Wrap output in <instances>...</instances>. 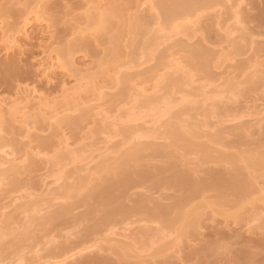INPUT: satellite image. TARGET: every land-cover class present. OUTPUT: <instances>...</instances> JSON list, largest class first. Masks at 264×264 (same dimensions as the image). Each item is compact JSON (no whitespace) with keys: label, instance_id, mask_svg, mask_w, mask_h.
<instances>
[{"label":"rangeland","instance_id":"rangeland-1","mask_svg":"<svg viewBox=\"0 0 264 264\" xmlns=\"http://www.w3.org/2000/svg\"><path fill=\"white\" fill-rule=\"evenodd\" d=\"M144 1L150 4H143ZM158 1L0 0V99L8 102L6 107H12L9 101L15 98L16 91L30 87L38 88L39 94L44 95L42 105L38 104L36 97L32 102L28 101V110L23 108L26 112L21 109L27 115L26 118L21 115L26 122L19 118L22 112H18L17 108L6 110L5 107L4 112L0 111V116H3L0 117V141L5 143L6 149L17 153L21 162L19 170L6 167L3 169L8 172L0 171V264H58L56 262L72 254L76 255L69 264H264V58H259V63L262 62L260 65L254 59L258 47L264 46V9L259 10L264 8V0H227L220 8L194 10L188 15L192 16L189 21L184 18L186 16L171 19ZM239 1L242 16H246L245 11L252 15L260 13L258 16L263 17L258 20L263 22H236L235 7L232 5ZM140 3L143 6H139ZM194 13H198V17ZM102 14L106 20L101 24L99 17ZM26 19L34 23L31 24L30 20V24H26ZM244 19L247 20L246 17ZM94 21L98 26L104 24V29ZM255 23H258L256 27ZM25 24L28 25V38L23 35ZM173 26H178L174 27L178 30L176 33ZM171 32L174 35L171 36ZM16 37L22 39V45L12 51L7 50L6 46ZM182 41L212 50L215 60L211 62V85L202 86L201 89L200 84H205L208 78L205 73L196 70L195 82L188 78L191 84L186 81L189 84L182 86L181 83V88L173 83L174 87H169L173 86L167 81L169 77L178 79V72L183 74L171 68V74L168 72V76L165 75L159 84L165 89L159 86L161 89L153 90L150 86L154 85L156 79H148V83L146 78H151L163 62L172 58L169 54L181 50ZM4 46L9 53L3 49ZM173 48L178 51L175 52ZM181 53L176 56L183 55L182 59L190 64L189 54ZM61 59L63 63L67 62L66 67L58 61ZM50 60L60 68L54 66V73L43 71ZM69 60L72 68H67ZM240 61L246 62L245 66L253 61L254 65L258 64L255 69L252 66L246 72L241 69L242 73L235 66ZM104 68L110 72L117 69L113 72L114 76L119 73L121 78L123 76L122 80L127 76V79L133 78L131 80L138 82L133 84L128 80L125 84L121 80L120 85L119 81H114L116 76L113 78L112 72L107 77L108 71H104ZM185 68L189 70L190 67ZM74 69L76 72L72 71ZM129 73L132 74L131 78ZM191 73L195 74V70ZM84 74L89 80L94 77V80L100 81L102 87L106 84L108 89L100 86L96 90L94 87L99 83L95 81V85L92 79L84 82L86 85L83 87L75 85L79 76L81 79ZM141 81L150 88L149 94L152 96L144 93H147L149 100L157 98H154L153 92L155 96H167L162 99L166 101L165 105L160 99L162 97L158 98L161 101L152 102L151 105H164L156 104L161 110H157V114L154 113L157 107L151 110L149 106L148 110L141 106L143 100L139 99H146V96L137 89L134 95L139 98L132 102L137 105H134L138 108H135L136 111L132 103L129 104L133 110L126 108L129 105H125L127 101L123 102L124 93L133 94L135 90L128 87L130 83L141 84L138 87L142 90L145 86ZM79 87L83 92L79 93L82 94L79 95L81 100L74 98L76 102H72L80 107H74L76 112L64 108L68 110L64 113L70 114L69 119L72 118L70 121L65 119L68 123L62 122L66 117L60 111L67 105L62 104V99L66 98L62 96L64 93L72 94V89ZM97 91L105 94L101 99L95 98L103 110L115 113L122 107L119 112L126 111L123 113L124 119H120L122 116L119 112L120 117L116 118L119 120L112 121L111 118L96 124L98 116L95 121L90 119L93 118L90 113L99 110L98 104L84 101L95 97L97 94L94 96L93 93ZM112 96L117 98L118 103L114 102ZM106 97L112 98L109 99L112 101L107 102L108 99H103ZM60 100L62 103H59ZM39 105L40 110L46 105L48 110L43 111L49 113L40 115L43 111H38ZM53 107L54 110L56 107L61 109L57 110L61 115L57 117L61 121L51 117ZM141 111L146 113V117ZM126 113L129 115L125 117ZM134 113L138 115L137 118L143 117L135 120ZM130 115H134L133 118ZM28 116L30 118L27 120ZM142 120L146 123H142ZM148 120L151 122L147 124ZM115 121L118 123L113 124ZM153 121L159 125L153 124L152 128ZM122 122L123 125H119ZM60 125L62 132L70 137V143L75 142L70 147L82 149H78L79 152L74 149L76 158L73 160L69 147L57 150L64 154L60 157L52 154L56 148L51 147L57 144H51L59 142H55L59 138L55 135L58 131L62 134ZM125 126L130 127L122 130L127 134L123 136L120 127L123 129ZM136 128L147 131L141 130L140 133L134 130ZM136 131L145 134L146 138H138ZM198 146L205 152L202 153ZM134 148H138L137 154ZM64 149L68 151L65 150L68 156ZM97 151H101L99 156ZM91 152L94 157L90 155ZM107 155L109 158H106ZM56 156L60 159L63 156L71 157L72 161L64 157L61 159L64 162H61ZM84 160L92 161L84 165L81 172L77 168L82 167ZM75 161V164L71 163ZM113 161L116 162L115 166ZM96 164L106 167H97ZM90 172H95L92 174L94 177ZM76 180L80 183L74 186ZM47 185L49 190L39 195ZM31 192H37L40 197ZM24 194L26 197L22 198ZM36 196L35 201L32 197ZM8 204L9 207H2ZM28 204L31 209H28Z\"/></svg>","mask_w":264,"mask_h":264},{"label":"bare ground","instance_id":"bare-ground-1","mask_svg":"<svg viewBox=\"0 0 264 264\" xmlns=\"http://www.w3.org/2000/svg\"><path fill=\"white\" fill-rule=\"evenodd\" d=\"M225 1L227 2V0H159V1H158V4H159V2L161 3V6H160V7H163V8H164V9L162 8L163 11L165 10V12H167L166 14H168V15L170 16L171 19H174V20H175V18L180 19L182 16H186V17H184V18H186V19L188 20V19H190V17H192V16H188V15L192 14L194 10H195V12H197L196 10L199 11V8H201V11H202V9H205V7H206V10H207L208 7H209V9H210V7H211V8H214V7H218V8H220L219 6H221V5L224 6L223 4L226 3ZM228 1H230V0H228ZM236 1H237V0H236ZM242 1H243V0H242ZM239 2H240V1H239ZM146 3L150 4L148 1H146V2L144 1V2H143V4H146ZM143 4L140 3L139 6H143ZM97 5H98V4H97ZM99 5H100V4H99ZM227 5H228V4H227ZM247 5H249V4H247ZM225 6H226V5H225ZM232 6L235 7V10H234V18H235L236 22H244V21H247L248 23H250V22H251V23H254V22H260V19H261V18L263 17V15H264V13H263L264 11L262 10V9H264V8H261V9H259V10L263 11V12H262L263 15L260 16L261 18L258 16L260 13L257 14V15H256V14H255V15H254V14L252 15V14L246 12V11H245L246 16H244V15L242 16L243 11H242V9L240 8V7H241V2H240V3H234ZM97 7H98V6H97ZM227 7H228V6H227ZM222 8H223V7H222ZM229 8H231V7L229 6ZM251 8H253V7H251ZM253 9H255V8H253ZM259 10H258V11H259ZM101 11H102V10H101ZM103 11H105V10H103ZM261 11H260V12H261ZM106 12H107V11H105V13H106ZM110 12H111V11H110ZM191 12H192V13H191ZM30 13H31V12H30ZM92 13H93V12H92ZM92 13H91V14H92ZM28 14H29V13H27V15H28ZM36 14H37V13H36ZM36 14H35V16H36ZM107 14H110V15H111V13H109V12H108ZM113 14H114V13H113ZM166 14H165V15H166ZM197 14H198V13H197ZM197 14L194 13V15H197ZM103 15H104V14H102V15L99 17V21H100L101 24L104 22V19L106 20V18H105ZM168 15H167V17H168ZM218 15H219V14H218ZM28 16H29V15H28ZM92 16H93V15H92ZM107 16H109V15H107ZM179 17H180V18H179ZM188 17H189V18H188ZM197 17H198V15H197ZM232 17H233V16H232ZM243 17H244V18L246 17L247 20L244 19ZM25 18H27V17H25ZM34 18H36V17H34ZM37 18H38V17H37ZM93 18H94V16H93ZM107 18H108V17H107ZM110 18H112V17H110ZM182 18H183V17H182ZM258 18H260V19L258 20ZM191 19H192V18H191ZM191 19H190V20H191ZM262 19H264V17H263ZM26 20H27V19H26ZM30 20H31V19H30ZM30 20H29V21H30ZM34 20H35V19H34ZM181 20H182V19H181ZM187 20H186V23H187ZM27 21H28V20H27ZM29 21L26 22V24H27V23H28V24H30V23H31V24L34 23V21L32 22V20L30 21V23H29ZM168 21H171V20L169 19ZM188 21H189V20H188ZM194 21H195V19H194ZM194 21H193V23H194ZM94 22H95V24H97V26L99 25L98 23H96V21H94ZM172 22H173V21H172ZM174 22H175V21H174ZM182 22H183V21H182ZM184 22H185V21H184ZM247 22H245V23L247 24ZM262 22H263V21H262ZM262 22H260V23H262ZM24 23H25V22H24ZM188 23H190V22H188ZM191 23H192V22H191ZM193 23H192V25H193ZM195 23H196V22H195ZM260 23H259V26H260ZM26 24L23 26L24 29L22 28V29H23V35H25V36H26L27 33H28V30H27V28H26L28 25H26ZM174 24H175V23H174ZM178 24H179V23H178ZM103 25H104V24H103ZM103 25H102V26H98V27H99V28H101V27L103 28ZM172 25H173V23H172ZM180 25H181V23H180ZM180 25H179V26H180ZM182 25H183V24H182ZM182 25H181V26H182ZM189 25H190V24H189ZM255 25L257 26L258 23H257V24L255 23L254 26H255ZM261 25H262V24H261ZM263 25H264V24H263ZM105 26H107V25H105ZM105 26H104V27H105ZM108 26H110V25H108ZM190 26H191V25H190ZM256 26H255V27H256ZM259 26H258V28H259ZM3 27H4V26H3ZM32 27H33V26H32ZM32 27H31V28H32ZM174 27H175V26H173V28H174ZM176 27H178V26H176ZM176 27H175V28H176ZM1 28H2V27H1ZM102 28H101V29H102ZM175 28H174V29H175ZM182 28H183V26H182ZM188 28H189V27H188ZM101 29H99V30H101ZM103 29H104V28H103ZM179 29H180V28H179ZM183 29H184V28H183ZM186 29H187V28H186ZM243 29H246V28L243 27ZM99 30H98V31H99ZM3 31H4V30H3ZM176 31H178V30L175 29V33H176ZM96 32H97V31H96ZM173 32H174V30H173ZM173 32H171V33H172L171 36L174 35ZM179 34H181V33H179ZM182 34H183V36H184V33H183V32H182ZM182 34H181V35H182ZM257 34H258V33H257ZM260 34H263V32H260ZM29 35H30V34H29ZM165 35L168 36V33H165ZM176 35H177V34H176ZM187 35H188L187 37H189V34H187ZM258 35H259V34H258ZM263 35H264V34H263ZM166 36H165V37H166ZM190 36H191V35H190ZM192 36H193V35H192ZM192 36H191V37H192ZM19 38H20V36H19ZM19 38L16 37V38L13 39L9 44L6 42V43L8 44V45L6 46V49H7V50H10V49H11L10 51H12V49H15V47L21 46V45H22V43H21L22 39H19ZM27 38H28V35H27ZM160 38H161V35H160ZM162 38H163V37H162ZM166 38H168V37H166ZM176 38H177V37H176ZM185 38H186V37H185ZM192 38H194V37H192ZM27 40H28V39H27ZM162 40H163V39H162ZM167 40H168V39H167ZM187 40H189V39H187ZM250 41H251V40H250ZM163 42H164V41H163ZM182 42H183V41H182ZM195 42H196V41H195ZM251 42H252V44H255V43H256V42L254 43L253 41H251ZM261 42H262V41H261ZM26 43H27V41H26ZM190 43H191V42H189V43H188V42H183V43L180 44V48H181V50L189 54V58H188V60H189L190 64H188L186 61H184V59H182L183 55H182V56H179V55L176 56V54H180V53L182 52L181 50H180L181 52L177 50L178 53H175V54H174L173 51H172L173 54H169V55H171L172 58H171L170 60H168L167 62H163L164 64H161L162 67H159V70L161 69V70H160L161 72H159L158 69L155 70V71H156V72L158 71L159 73L153 72V70H154V69H153L152 72L155 73V74H154L155 77H154V75H153V76L150 75L151 78L148 77V76H149V73H148V76H147L148 78H146V79H147L146 81H147L148 83L150 82V81H148V79H150V80H151V79H152V80L156 79V80H154V81H155L154 85H153V83H151L153 86H150V85H149L150 87H152L153 90L159 88V86L161 85L160 83H162V79H165V77H166L165 75L168 76L167 73H168V72H169V73L171 72V70H170L171 68H173L175 72L181 71V73H183V74H180V72H178V75L176 74L178 77H180V78L177 77L178 79H176V78H174V77H169L168 80H167V78H166V80H167L169 83L171 82L169 85H173V84H174V85H177V84H179V85H180V88H181L182 86H184L183 84H185V83H186V85H188L189 83L191 84V81H192V82H195L196 79H197V77H196V74H197V73H196V70L205 73V76L208 78V79L205 81V84H204V83H203V84H202V83L200 84V85H201V86H200L201 89H202L203 87H205V86H208L210 83H212V79H213V78H211V76H210L211 71H212V70H211V62H212L213 60H215V59H214V56H213L214 54H212V52H211L212 50H211V49L209 50V49H207L206 47L201 46V45H199V46H192L193 43H192L191 45H190ZM199 43H200V42H199ZM202 43H203V42H202ZM258 43H259V42H258ZM23 44H24V43H23ZM206 44H207V43H206ZM168 45H169V43H168ZM255 45H256V44H255ZM260 45H263V43H262V44L260 43ZM170 46H171V45H170ZM257 46H258V44H257ZM21 48H22V47H21ZM3 49H5V46H4ZM6 49H5V50H6ZM23 49H24V48H23ZM7 50H6V52H7ZM172 50L175 51L174 48H173ZM177 51H175V52H177ZM258 52H259V54H258ZM7 53H9V52H7ZM220 53H221V55H222V52H220ZM256 53H257V55H256V57H255L254 59H256V61L259 63V60H260L261 58H264V46H263V47H260V46H259L258 49H257V52H256ZM181 54H182V53H181ZM218 54H219V52H218ZM218 54H217V55H218ZM50 56H51V55H50ZM53 57H54V56H53ZM61 57H62V56H61ZM167 57H168V56H167ZM217 57H218V56H217ZM220 57H221V56H220ZM232 57H233V56H232ZM54 58H55V57H54ZM67 58H68V57H67ZM183 58H184V57H183ZM218 58H219V57H218ZM230 58H231V57H230ZM259 58H260V59H259ZM59 59H60V58H59ZM70 59H72V58H70ZM251 59H252V58H251ZM56 60H57V59H56ZM66 60L68 61V59H66ZM247 60H248V59H247ZM252 60H253V59H252ZM58 61H59V62L61 61V63L63 64L62 66H65V67H66V64H65L66 61H65L64 63L62 62V59H61V60H58ZM70 61H71V60H69L68 63L71 64ZM164 61H165V60H164ZM220 61H221V63H222V60H220ZM254 61H255V60H254ZM254 61H253V63L248 62V63H247L248 66H247V65H246V66L244 65V63L246 64V62H241V61H240L239 65L237 66L238 61H235V62H237V64L235 65V66H236V70L238 69V70L242 71V73H243V70H245V72H246V70L249 69V68H252V66H254L253 69H255V65L258 64V63H256V64L254 65V63L256 62V61H255V62H254ZM263 61H264V60H263ZM213 62H214V61H213ZM216 62H219V61L216 60ZM216 62H215V63H216ZM251 62H252V61H251ZM66 63H67V62H66ZM72 63H74V61H73ZM116 63H119V62H116ZM184 63H186V64H184ZM241 63H243V65H242ZM260 63H262V62H260ZM260 63H259L258 65H260ZM70 64L67 65V66H68L67 68H70V67L72 66V64H71V65H70ZM103 64H104V63H103ZM119 64H122V63H119ZM249 64H250V66H249ZM262 64H264V63H262ZM45 65H46V64H45ZM73 65H74V64H73ZM75 65H76V64H75ZM124 65H125V64H124ZM216 65H217V64H216ZM218 65H219V67H220V64H219V63H218ZM218 65H217V68H218ZM221 65H222V64H221ZM230 65H232V64H230ZM230 65H229V67H230ZM258 65H257V66H258ZM43 66H44V65H43ZM54 66H55V67H54ZM56 66H57V65L55 64V62L52 61V60H50V64H49V65L47 64L46 68H44L43 71L45 70V72H47V71H51V72H52V71H53V67L56 68V69L59 68L58 66H57V67H56ZM76 66H77V65H76ZM213 66H214V65H213ZM261 66H262V65H261ZM72 67H73V66H72ZM72 67H71V68H72ZM105 67H106V66H105ZM123 67H124V66H123ZM123 67H122V68H123ZM185 67H188V68L190 67V68H189V70H187ZM106 68L108 69L109 66H107ZM106 68H104V71H105V70L108 71ZM115 68H116V67H115ZM115 68H114V69H111V72H112V73H113L114 71L117 70V69H115ZM156 68H157V67H156ZM212 68H213V67H212ZM232 68H233V67H232ZM256 68H257V67H256ZM59 69H60V68H59ZM76 69H77V68H76ZM190 69H191L192 71L195 70V74H194V73L192 74V73H191L192 71H191ZM241 69H243V70H241ZM68 70H69V69H68ZM68 70H66V71H68ZM125 70H126V69H125ZM72 71H75V69L72 70ZM72 71H71V72H72ZM80 71H81V70H80ZM104 71H103V72H104ZM190 71H191V72H190ZM248 71H249V70H248ZM248 71H247V72H248ZM263 71H264V70H263ZM54 72H55V71H53V73H54ZM75 72H76V71H75ZM111 72H110V71L107 72V73H108L107 77H109V73H111ZM139 72H140V71H139ZM141 72H142V71H141ZM141 72H140V73H141ZM253 72H254V71H253ZM256 72H257V71H256ZM259 72H260V71H259ZM43 73H44V72H43ZM112 73H111V74H112ZM115 73H116V72H115ZM184 73H185V74H184ZM227 73H228V72H227ZM248 73H249V72H248ZM251 73H252V72H251ZM254 73H255V72H254ZM263 73H264V72H263ZM82 74H83V72H82ZM82 74H81V75H82ZM118 74H119V73H118ZM118 74H117V75H118ZM129 74H130L129 77L131 78V77H132V76H131L132 74H131V73H129ZM170 74H171V73H170ZM246 74H247V73H246ZM249 74H250V73H249ZM117 75H115V76H116V77H115V76H114V73L112 74L113 78H114V77L116 78V79H114V81H115V80L119 81V82H120V85H121V80L123 79V76H122V78H121V77H120L121 74H120V76H119V75L117 76ZM123 75H124V74H123ZM138 75L141 76V74H139V73H138ZM181 75H182V76H181ZM211 75H212V74H211ZM78 76H79V75H78ZM82 76H83V75H82ZM82 76H81L82 83L80 82L81 79H80V76H79V78L77 77V78H78V81H77V82H79V83L76 82V83H74L75 85L77 84V85H80V86L83 87V86L86 85L85 83H87L88 81H90V80L92 79V77H90V78H91L90 80H89V78H85V76H87V75H85V74H84V77H82ZM105 76H106V75H105ZM133 76H134V74H133ZM140 76H139V77H140ZM209 76H210V77H209ZM75 77H76V76H75ZM107 77H106V78H107ZM118 77H119V79H118ZM125 77H126V78H125ZM129 77H128V78H129ZM135 77H136V75H135ZM194 77H195L196 79H195ZM228 77H229V76H228ZM84 78H85V79H88V80H85ZM104 78H105V77H104ZM124 78L127 79V76H124ZM173 78L176 79V80H174ZM188 78H189L191 81L188 80ZM198 78H199V77H198ZM79 79H80V80H79ZM125 79L122 80V83H125V81H128V80H129V82H130V81H131V82L133 81V82H132L133 84L136 82L135 80H131V79H133V78H131V79H127V80H125ZM137 79H138V78H137ZM142 79H144V78H142ZM214 79H215V78H214ZM232 79H233V78H232ZM83 80H85V81H83ZM104 80H106V79H104ZM104 80H103V81H104ZM139 80H140V78H139ZM152 80H151V81H152ZM169 80H170V81H169ZM93 81H94V82L96 81V80H94V77H93V79H92L91 82H93ZM97 81H98V80H97ZM97 81H96V82H97ZM101 81H102V80H101ZM143 81H144V80H143ZM143 81H141V82H143ZM186 81H187V82L189 81V83H187ZM84 82H85V83H84ZM94 82H93V83H94ZM96 82H95V85H96ZM106 82H107V81H106ZM106 82H105V83H106ZM137 82H138V80H137ZM137 82H136V84H137ZM147 82H146V83H147ZM80 83H81V84H80ZM93 83H92V84H93ZM98 83H99V86H97V87H94V86H93L96 90L99 89L100 86L102 87L100 81H98ZM126 83H127V82H126ZM126 83H125V84H126ZM132 83H130L131 85L128 86V87L134 88L135 90H134L133 94H127V93H124V94H125V95H124V96H125V97H124L125 100L123 99V100H124L123 102L127 101V102H125V105H128L129 103H132V102L135 103V101L139 98V97L137 98V96L134 95L136 89L139 91V93H140L141 95H145V96H146L147 93H146V94H144V93H145V92H148V96H152V95H150L151 93L149 94V90H150V88H149L147 85H144V82H143V86H145V87H144L142 90H140L139 87H138V86H140L141 84L137 86L136 84H135V85H132ZM148 83H147V84H148ZM172 83H173V84H172ZM181 83H182V86H181ZM213 83H214V81H213ZM82 84H84V85H82ZM125 84H123V86H126ZM159 84H160V85H159ZM193 84H194V83H193ZM104 85H105V87H102L103 89L106 88V86H107L106 84H104ZM174 85H173V86H169V87H174ZM210 85H211V84H210ZM210 85H209V86H210ZM132 86H133V87H132ZM136 86H137V87H136ZM141 86H142V85H141ZM146 86H147V87H146ZM189 86H190V85H189ZM197 86H198V85H197ZM202 86H203V87H202ZM72 87H73V86H72ZM72 87H71V88H72ZM87 87H88V85H87ZM107 87H108V86H107ZM160 87H161V88H164V87H162V86H160ZM176 87H177V86H176ZM186 87H187V86H186ZM229 87H230V86H229ZM140 88H142V87H140ZM161 88H159V89H161ZM178 88H179V87H178ZM29 89H31V87H30ZM29 89L16 91L17 94H16L15 98L10 99V101H9V102H10V106H12V107H6V105H7L8 102H7L5 99H2V98H1V99H0V111L3 110V112H4V108L6 107V108H5L6 110H7V109H10V108H12V109H13V108H17L16 110H18V112H22V111L25 110L27 107L30 108V107H29V103L32 102V99H33V98H36V97L38 98V104L40 103V104L42 105L43 102H44V101H43V99H44L43 96H44V95H43V94H39V92H38L39 89H38V88H35V87H34V88L31 89V90H29ZM106 89H108V88H106ZM106 89H105V90H106ZM164 89H165V88H164ZM74 90H75V89L73 88V89H72L73 92H71L72 94H70V93H64V94H63L62 98L66 96V98L62 99V100H63V103H62V100L59 101V103L67 104V105H64V106H66V107H63V111H60V112H62L61 114H65L64 112H65V111H68V110H69V112H73V111L76 112L75 108L78 109V108L80 107V106H78L77 103H74V102H76V100H73V99H74V98H78V99H80V96H81L82 94H79V93H83V92L81 91L82 88L79 87V88L76 89L75 91H74ZM157 90H158V89H157ZM184 90H185V89H184ZM228 90H232V89L229 88ZM106 91H107V90H106ZM108 91H109V90H108ZM111 91H112V90H111ZM140 91H141V92H140ZM161 92H162V90L159 91V93H161ZM95 93H96L97 95L100 94V93H98V91H97V92H94V93H93L94 96H95ZM105 93H106V92H105ZM159 93H158V94H159ZM66 94H69V96L72 98V100L70 99V97H67L68 95H66ZM103 94H104V92L102 93V95L100 94L99 96L96 95L95 97H90L91 99H89L88 102L84 101L85 103H89V102L94 101V102H96V105L98 104L97 107L99 108V110H97V111L94 112L95 115H94L93 113H90V115L93 116V118H90V119H93V120L95 121V120L98 119V117H99L98 122H96V124H97V123L102 122V121H107L108 119H111V118H112V121H114L113 119H115V120H119V119H116V118H119V117H120L119 113H121V116H122V117H120V119L123 118V113H125L126 111H125V112H124V111L119 112V111L121 110L122 107H121L120 109H117V111H118L119 113H118V112L113 113L112 111H111V112H109V111L106 112V111H104L103 108L101 107L102 105H100L99 103H97V100H96L95 98H99V99H101L100 97H102V96L105 95V94H104V95H103ZM109 94H110V93H109ZM111 94H112V93H111ZM60 95H61V94H60ZM79 95H80V96H79ZM153 95H154V98H155V97H157V98H155V99H153V100H149V98L146 96V99H141V98H140L141 100L139 99V101H142V100H143V101H142L143 103L141 102V106H143V107L145 106V107H147V108L150 106L149 108H152L151 110H153L155 107H157V108H155V111H154V113L157 114V110H158V112L161 111L160 109H158V106H159V105H163L164 102H165V104H166V101L163 102L162 99H163V98H167V96H166V97H164V96L162 97V96H160V95L155 96V95H156L155 92H153ZM161 95H164V93H162ZM165 95H166V94H165ZM167 95H168V94H167ZM89 96H90V95H89ZM110 96H111V95H110ZM128 96H129V97H128ZM45 97H47V96H45ZM54 97H55V96H54ZM126 97H128V100H126ZM160 97H162V98H160ZM59 98H60V96H59ZM93 98H94V99H93ZM112 98H115V96H112ZM112 98H107V97H106V98H103V99H108L107 102H109V101H112V100H109V99H112ZM147 98H148V99H147ZM152 98H153V97H151L150 99H152ZM158 98H160V99L162 100L163 104H160V103H158V104H157V103H153V105H151L153 101H154V102H155V101L157 102L158 100H160V99H158ZM47 99H49V98H47ZM67 99H69V100H67ZM78 99H77V100H78ZM82 99H83V97H82ZM29 100H30V102L28 103ZM54 100H55V99H54ZM80 100H81V99H80ZM95 100H96V101H95ZM113 100H114V102H115V101L117 100V98H115V99H113ZM161 100H160V101H161ZM11 101H12V102H11ZM24 101H25V103H23ZM49 101H50V100H49ZM55 101H56V100H55ZM55 101H54V104H57V103H55ZM66 101H67V103H66ZM68 101H70L72 104H71L70 102L68 103ZM72 101H74V102H72ZM139 101H137V102H138V105H140V102H139ZM168 101H169V100H168ZM168 101H167V102H168ZM116 102L118 103V101H116ZM162 102H161V103H162ZM21 103H23V104L26 105V106L21 105V107H19ZM126 103H127V104H126ZM132 104H133V103H132ZM142 104H143V105H142ZM156 104H157L158 106H157ZM165 104H164V105H165ZM185 104H186V103H185ZM27 105H28V106H27ZM41 105H39V109H38V111H43L44 109L48 110L47 107H45L46 105H43L44 108L42 107L43 109L41 108V110H40ZM60 105H61V104H60ZM60 105H59V106H60ZM70 105H73V106H70ZM99 105H100V106H99ZM125 105H124V106H125ZM134 105H136V104H133V105H132L133 108L135 109L137 105H136L135 107H134ZM154 105H155V106H154ZM164 105H163V106H164ZM56 106H57V105H56ZM69 106H70V107H73V108H74L75 106H78V108L75 107V108L72 110V108H70ZM93 106H95V105H93ZM116 106H117V105H116ZM132 106H130V104H129L128 107H126V108L130 109V108H132ZM153 106H154V107H153ZM163 106H161V108H163ZM172 106H173V105H172ZM18 107H19V108H18ZM57 107H58V106H57ZM57 107H56V110H54V109H55L54 107L52 108L54 111L51 109V117L56 118V119H58V118L61 116L60 113L58 112V111L61 110V109H59V108L57 109ZM68 107H69V108H68ZM104 107H105V106H104ZM119 107H120V106H119ZM129 107H130V108H129ZM139 107H140V106H139ZM165 107H167V105H166ZM165 107H164V108H165ZM168 107H169V106H168ZM173 107H174V106H173ZM173 107H172V108H173ZM23 108H25V109H23ZM28 108H27V110H28ZM32 108H33V107L31 106V109H32ZM64 108H67L68 110H66V109H64ZM133 108H132L131 110H133ZM147 108H145V110H146ZM149 108H148V110H150ZM159 108H160V107H159ZM190 108H191V107H190ZM12 109H11V111L14 110V109H13V110H12ZM21 109H22V111H21ZM70 109H71V111H70ZM124 109H125V108H124ZM136 109H138V108H136ZM136 109H135V111H136ZM141 109H142V108H141ZM141 109H139V110H141ZM169 109H170V108H169ZM188 109H189V108H188ZM188 109H187V110H188ZM27 110H25V111H23V112H26ZM33 110H34V108H33ZM57 110H58V111H57ZM115 110H116V109H115ZM122 110H123V109H122ZM145 110H144V111H145ZM148 110H146L147 115H148V113H149ZM159 110H160V111H159ZM11 111H10L9 113H11ZM52 111H53L54 113H53ZM6 112H7V111H6ZM23 112H22V114H20V117H19V118H23L22 116H25V115H24L25 113H23ZM28 112H30V111H28ZM45 112H46V113H49L48 111H43V112H41L40 115H43ZM127 112H128V111H127ZM132 112H134V111H132ZM132 112H131V115H132ZM137 112H138V111H137ZM139 112H140V111H139ZM150 112H151V111H150ZM187 112H188V111H187ZM34 113H37V112L34 111ZM34 113H33V114H34ZM57 113H58V114H57ZM112 113H113V114H112ZM129 113H130V112H129ZM129 113H128V114H127V113L124 114L125 117H126V115L128 116ZM141 113H143V116H144V114H145V117H146V113H144L143 111H141ZM141 113H140V114H141ZM173 113H174V112H173ZM30 114H31V113H29L28 115L30 116ZM71 114H72V113H71ZM115 114H116V115L118 114L119 116L116 117ZM134 114H135V116H134V115H133V116L136 118L135 120H137V119L143 117V116H142V117L137 118L136 116H138V115H136V113H134ZM137 114H138V113H137ZM140 114H139V115H140ZM152 114H153V112H152ZM0 115H2L1 112H0ZM12 115H14L13 117H15V114H14V113H13ZM21 115H22V116H21ZM57 115H58L59 117H57ZM69 115H70V114H67V115L65 114V115H63V116L66 117V118H64L63 120H65V119H69ZM131 115H130V116H131ZM180 115H181V114H180ZM26 116H27V115H26ZM26 116H25V118H26ZM29 116L27 117V120H28V118H30ZM32 116H33V115H32ZM54 116H55V117H54ZM63 116H62V117H63ZM83 116H86V117H87L88 115H84V114H83ZM92 116H90V117H92ZM94 116H95V117H94ZM97 116H98V117H97ZM130 116L128 117L129 120H130L131 117L133 118V116H131V117H130ZM148 116H149V115H148ZM155 116H156V115H155ZM178 116H179V115H178ZM0 117L3 118V116H0ZM152 117H153V116H152ZM4 118H5V117H4ZM71 118H72V117H70V119H71ZM94 118H95V119H94ZM70 119H69V121H70ZM80 119H81V118H80ZM87 119H88V118H87ZM123 119H124V118H123ZM123 119L120 120V121H123ZM125 119H127V118H125ZM18 120H19V121H23L24 118H23V120H21V119H18ZM59 120L61 121L62 119L59 118ZM59 120H58V121H59ZM93 120H91L90 122L95 124V122H92ZM99 120H101V121H99ZM69 121H68V120H65V121H62V122H66V123H68ZM125 121H126V120H125ZM142 121H143V120H142ZM154 121H155V120H154ZM154 121L151 123V124H152V125H151L152 128H153V124H157V123H154ZM157 121H158V119H157ZM157 121H155V122H157ZM23 122H26V120H24ZM133 122H134V121H133ZM133 122H130V123H133ZM148 122H151V120H148V121H147V124H148ZM159 122H160V120H159ZM159 122H158V123H159ZM66 123H64V124H66ZM70 123H72V122H70ZM70 123H69V124H70ZM87 123H88V122H87ZM102 123H103V122H102ZM112 123H113V124H116V123H118V121H115V122H112ZM126 123L129 124V122H126ZM126 123H125V124H126ZM142 123H144V121H143ZM145 123H146V122H145ZM145 123H144V124H145ZM60 124L63 125L62 123H60ZM75 124H76V123H75ZM125 124H124V125H125ZM147 124H146V125H147ZM61 125H60V127H61ZM100 125L103 127L102 124H100ZM119 125L122 126V125H123V122H122L121 124H119ZM129 125H130V124H129ZM140 125L144 126L143 124H140ZM140 125H139V126H140ZM157 125H159V124H157ZM114 126H118V125H114ZM114 126H113V128H114ZM130 126L135 127L134 124H131ZM130 126H127V127L125 126V127H123V129H122V127H120V129H121L120 132L123 133V136H126L127 134L125 133L126 131L124 132V131H122V130H124V128L127 129V128L130 127ZM136 126H138V125H136ZM155 126H156V125H155ZM102 127H101V129H102ZM106 127H108V126L106 125ZM118 127H119V126H118ZM62 128H63V127H61V132L63 131ZM109 128H110V127H109ZM140 128H141V126H140L138 129H140ZM142 128H145V126L142 127ZM152 128H150V129H152ZM101 129H100V130H101ZM128 129H129V128H128ZM138 129L136 128V129H134V130H137V131H138ZM146 129H147V128H146ZM148 129H149V127H148ZM157 129H158V128H157ZM141 130H144V131H145V129H141ZM141 130L138 131V132L142 133ZM128 131H129V130H128ZM128 131H127V132H128ZM137 131H136V133H137V135H138V138H140L139 136H141V137H142V136H145V138H146V135H145V134H143V135L140 134V133L138 134ZM144 131H143V132H144ZM146 131H147V130H146ZM146 131H145V132H146ZM148 131L152 134L151 130H148ZM56 132H57V131H56ZM56 132H55V134H56ZM101 132H103V131H100V133H101ZM134 132H135V131H134ZM172 132H173V131H172ZM57 133H58V134H56V135H58V136L55 135V137H56V138H57V137H59V138L62 137V138H61V139L57 138V139L55 140V142H58V141H59V142H58V143H52L51 145H53V144H57V146L60 147V148H58L56 145H53L51 148H53V147L56 148L55 150H52V151H53L52 154H55V153H56V155L58 154L57 156L60 157L61 155H64V154H63V153L61 154V151H57V150H58V149L60 150V149L66 148V147L71 148V147H72V144L75 143V142L73 141V143H70V139H69L70 137L66 136V135L64 134V132H62V134H61V135H64V136H61V135L59 134L60 131H58ZM105 133H106V132H105ZM124 133H125L126 135H125ZM128 133H129V132H128ZM130 133H131V132H130ZM130 133H129V134H130ZM132 133H133V132H132ZM136 133H135V134H136ZM147 133H148V132H147ZM147 133H146V134H147ZM170 133H171V129H170ZM175 133H176V131H175ZM179 133H181V132H179ZM129 134H128V136H129ZM135 134H134V135H135ZM151 134L148 135V136L150 137ZM195 134H196V131H195ZM198 134H199V133H198ZM176 135H177V134H176ZM176 135H174V136L176 137ZM180 135H181V134H180ZM60 136H61V137H60ZM131 136H133V135L131 134ZM131 136H130V137H131ZM135 136H136V135H135ZM135 136H134V137H135ZM196 136H197V135H195L194 137H196ZM63 137H64V138H63ZM65 137H68V138H65ZM84 137H86V136H84ZM84 137H82L81 139H84ZM182 137H183V136H182ZM182 137H181V138H182ZM198 137H199V136H198ZM212 137H213V136H212ZM212 137H210V138H212ZM135 138H137V137H135ZM142 138H143V137H142ZM147 138H148V137H147ZM68 139H69V140H68ZM212 139H215V137L212 138ZM180 140H181V139H180ZM143 141H144V140H143ZM212 141H214V140H212ZM183 142H184V141H183ZM0 143H2V141H0ZM2 144H4V145H2ZM2 144H0V169H1L0 171H1V172H3V171L6 172L7 170H4L6 167H12V168H16V169H18L19 167H21V165H20L21 162L18 161L20 158H18V156H16L17 153L15 154V153H13L12 150H10V149H6L5 143H2ZM132 144H133V143H132ZM185 144H186V143H185ZM6 145H7V144H6ZM76 145H77V144H76ZM76 145H74V146H76ZM141 145H142V144H141ZM141 145H140V146H141ZM148 145H149V144H148ZM188 145H189V144H188ZM48 146H49V145H48ZM70 146H71V147H70ZM189 146H190V145H189ZM7 147H8V146H7ZM131 147H132V146H131ZM135 147H136V145H135ZM196 147H197V145H196ZM198 147H199V146H198ZM147 148L149 149L150 147H147ZM203 148H204V147H203ZM208 148H209V146H208ZM71 149H72L73 151H74V149H77L76 151H78L79 148L76 147V148H71ZM137 149H138V148H136V149L134 148L133 151L135 150V152H136ZM141 149H142V146H141ZM199 149H200V147H199ZM9 150H10V151H9ZM48 150H50V149H48ZM65 150H66V149L63 150L64 153H65ZM68 150H69V149H68ZM72 150H69V151H70V153H71V156H73V158H72V160H73L74 157H75L74 154H75L76 152H75V151L72 152ZM79 150H82V149H79ZM100 150H101V149H100ZM208 150H209V149H208ZM208 150H207V151H208ZM54 151H56V152H54ZM101 151H102V150H101ZM101 151H97V152H96L98 156H99L98 153L101 152ZM126 151H127V150H126ZM131 151H132V149H131ZM131 151H130V152H131ZM139 151H140V150H139ZM142 151H144V150H142ZM200 151H201V149H200ZM66 152H68V151L66 150ZM78 152H79V151H78ZM105 152H107V150H105ZM201 152H202V151H201ZM203 152H205V151H203ZM203 152H202V153H203ZM210 152H211V149H210ZM59 153H60V154H59ZM91 153H92V152H91ZM102 153H103V152H102ZM115 153H116V152H115ZM65 154H66V153H65ZM72 154H73V155H72ZM126 154H129V153H126ZM136 154H137V152H136ZM205 154H206V153H204V155H205ZM207 154H209V151L207 152ZM262 154H263V152H262ZM17 155H18V154H17ZM90 155L93 156V153L90 154ZM100 155H101V154H100ZM102 155H104V153H103ZM131 155H132V154H131ZM138 155H139V154H138ZM138 155H137V156H138ZM19 156H20V155H19ZM52 156H54V155H52ZM52 156H51V157H52ZM57 156H56V157H57ZM66 156H68V154H66ZM95 156H96V154H95ZM111 156H112V155H111ZM206 156H207V155H206ZM258 156H259V155H258ZM59 157H57V158H59ZM64 157H65V156H63L61 159H63ZM93 157H94V156H93ZM102 157H103V156H102ZM107 157H108V155L106 156V158H107ZM127 157H128V156H127ZM207 157H208V156H207ZM263 157H264V156L262 155V159H264ZM57 158H56V159H57ZM65 158L68 159V160H71V159H70L71 157H70V158L65 157ZM75 158H76V157H75ZM95 158H96V157H95ZM95 158H94V161L96 162ZM97 158H98V157H97ZM108 158H109V157H108ZM135 158H138V157H135ZM61 159L59 158V161H60ZM77 159H78V158H77ZM100 159H103V158H100ZM256 159H258V158H256ZM259 159H260V158H259ZM262 159H260V161H262ZM72 160H71V161H72ZM104 160H105V158H104ZM124 160H125V159H124ZM132 160H133V159H132ZM59 161L57 160V162H59ZM91 161H92V160L86 162V161L84 160L83 164L81 165L82 167H79V168L76 167V168H77L79 171H81V170L84 169L83 166H84V165L87 166ZM116 161H117V160H116ZM249 161H250V160H249ZM263 161H264V160H263ZM19 162H20V163H19ZM61 162H64V161L61 160ZM85 162H86V163H85ZM104 162L106 163V160H105ZM113 162H114V161H113ZM59 163H60V162H59ZM71 163H74V164H75L76 161H75V162H71ZM78 163H79V162H78ZM78 163H77V165L80 166V164H78ZM84 163H85V164H84ZM248 163H250V162H248ZM18 164H19L20 166H19ZM62 164H63V163H62ZM107 164H108V163H107ZM115 164H116V162H114V166H115ZM250 164H252V163H250ZM17 165H18V166H17ZM101 165H103V164H101ZM101 165L98 164V166H101ZM105 165H106V164H105ZM96 166H97V164H96ZM98 166H97V167H98ZM97 167H94V166H93V168H97ZM101 167H102V166H101ZM104 167H106V166H103L102 168H104ZM3 168H4V169H3ZM80 168H82V169H80ZM102 168H101V169H102ZM2 169H3V170H2ZM101 169H100V170H101ZM18 170H19V169H18ZM93 170H94V169H93ZM98 170H99V169H98ZM100 170H99V171H100ZM102 170H103V169H102ZM94 171H95V170H94ZM1 172H0V173H1ZM7 172H8V171H7ZM75 172H76V170H75ZM81 172H82V171H81ZM81 172H80V173H81ZM88 172H89V171H88ZM90 173H91V172H90ZM93 173H95V172H93ZM93 173H91V175H92ZM92 176H93V175H92ZM90 177H91V176H90ZM93 177H94V176H93ZM76 178H78V177H76ZM80 179H81V178H80ZM58 180H59V178H58ZM58 180H56V181H58ZM83 180H85V179H83ZM56 181H55V182H56ZM85 181H86V180H85ZM85 181H82V182H85ZM82 182H81V183H82ZM86 182H87V181H86ZM78 183H80L79 180H76V182L74 183V186L77 185ZM82 185H83V184H82ZM79 186L81 187V184H79ZM84 188H85V187H84ZM84 188H82V189L84 190ZM47 189H48V185H47V187H46L42 192L40 191L39 195L43 194V192H45V190H47ZM48 190H49V189H48ZM65 190H66L65 192H67V185H66V187H65ZM69 190H70V188H69ZM68 192H70V191H68ZM31 193H32V192H31ZM36 193H37V192H34V193H32V194H36ZM71 193H72V192H71ZM32 194H31V195H32ZM29 195H30V194H29ZM36 195H37L38 197H40V196L38 195V193H37ZM34 196H35V195H34ZM37 196H36V197H32V198H34V199H35V198H38ZM21 197H22V198H23V197H26V195H25V194H24V196L21 195ZM17 199H18V198H17ZM28 199H29V198H28ZM25 200H26V199H25ZM26 201H27V200H26ZM35 201H36V199H35ZM35 201H32V202H35ZM12 202H13V201H12ZM12 202L10 203L11 205H12ZM24 202H25V201H24ZM24 202H23V203H24ZM26 203H28V202H26ZM26 203H25V204H26ZM29 203H30V202H29ZM32 204L34 205V203H32ZM33 205H32V206H33ZM9 206H10V205L8 204V206H6V205L4 206V205H3L2 207H3V208H4V207L7 208V207H9ZM34 206H35V205H34ZM27 207H29L28 209H31V206H30L29 204L27 205ZM27 207H26V210H28ZM62 207H63V206H62ZM33 210H34V208H33ZM61 210H62V209H61ZM31 211H32V210H31ZM65 211H66V210H65ZM65 211H63V212H65ZM32 213H33V212H32ZM187 215H188V214H187ZM188 218H190V216H189ZM256 219H257V218H256ZM188 222H189V221H188ZM188 224H189V223H188ZM112 239H113V238H111L110 240H112ZM136 252H137V251H136ZM143 253H144V252H143ZM75 255H76V254H72V255L68 256L67 258H65V259L59 260V261L56 262V263H58V264H69V261H70V260H73V259H71V258L74 257ZM141 255H142V250H141ZM141 255H140V256H141ZM140 256H139V257H140ZM143 257H144V256H143ZM145 257H146V256H145ZM141 258H142V257H141Z\"/></svg>","mask_w":264,"mask_h":264}]
</instances>
